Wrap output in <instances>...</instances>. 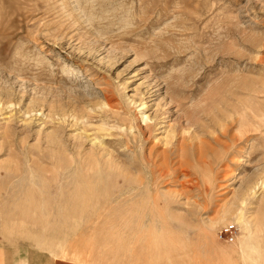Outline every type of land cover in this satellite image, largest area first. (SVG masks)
Returning a JSON list of instances; mask_svg holds the SVG:
<instances>
[{
  "label": "rangeland",
  "instance_id": "1",
  "mask_svg": "<svg viewBox=\"0 0 264 264\" xmlns=\"http://www.w3.org/2000/svg\"><path fill=\"white\" fill-rule=\"evenodd\" d=\"M0 247L264 264V0H0Z\"/></svg>",
  "mask_w": 264,
  "mask_h": 264
},
{
  "label": "crops",
  "instance_id": "2",
  "mask_svg": "<svg viewBox=\"0 0 264 264\" xmlns=\"http://www.w3.org/2000/svg\"><path fill=\"white\" fill-rule=\"evenodd\" d=\"M26 261L28 260L26 259ZM26 261L22 258H14L12 256H8L6 249L0 247V264H29V261L28 263ZM35 264H40V263H35ZM41 264H48V263L44 261ZM50 264H77V263L65 259L56 258L53 259L52 262H50Z\"/></svg>",
  "mask_w": 264,
  "mask_h": 264
},
{
  "label": "built area",
  "instance_id": "3",
  "mask_svg": "<svg viewBox=\"0 0 264 264\" xmlns=\"http://www.w3.org/2000/svg\"><path fill=\"white\" fill-rule=\"evenodd\" d=\"M236 234L237 229L233 227H225L224 229H220L218 232L219 238L225 240H233Z\"/></svg>",
  "mask_w": 264,
  "mask_h": 264
},
{
  "label": "bare ground",
  "instance_id": "4",
  "mask_svg": "<svg viewBox=\"0 0 264 264\" xmlns=\"http://www.w3.org/2000/svg\"><path fill=\"white\" fill-rule=\"evenodd\" d=\"M255 117H257V116H255ZM143 118V117H142ZM81 184V183H80ZM94 190V189H93ZM105 195V194H104ZM92 198V197H91ZM81 205V204H80ZM31 211V210H30ZM27 216V215H26ZM79 222V221H78ZM81 224V223H80ZM121 226V225H120ZM66 227H67V225H66ZM83 228V227H82ZM76 229V228H75ZM254 230V229H253ZM255 231V230H254Z\"/></svg>",
  "mask_w": 264,
  "mask_h": 264
}]
</instances>
